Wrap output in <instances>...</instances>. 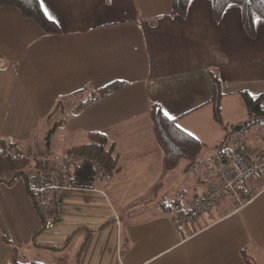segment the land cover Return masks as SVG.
<instances>
[{
  "label": "crops",
  "instance_id": "crops-1",
  "mask_svg": "<svg viewBox=\"0 0 264 264\" xmlns=\"http://www.w3.org/2000/svg\"><path fill=\"white\" fill-rule=\"evenodd\" d=\"M41 8L58 33L32 34L19 11L0 7V138L30 155L62 154L98 131L115 146L120 168L89 188L59 190L50 229H42L26 189L38 161L27 180L0 183V264H246L244 256L264 262V177L254 181L262 192L241 210L222 202L182 232L171 221L213 183L227 138L262 145L263 125L243 129L241 92L264 94V19L250 37L234 3L217 21L211 0H190L185 16L171 13V0H43ZM209 70L221 82L223 125L213 118ZM112 81L124 85L67 111L68 100ZM152 104L204 143L196 161L210 183L168 205L155 198L168 195L171 171L164 172ZM52 121L61 123L56 128L66 143L74 136L84 142L53 149L55 129L46 146Z\"/></svg>",
  "mask_w": 264,
  "mask_h": 264
},
{
  "label": "trees",
  "instance_id": "trees-1",
  "mask_svg": "<svg viewBox=\"0 0 264 264\" xmlns=\"http://www.w3.org/2000/svg\"><path fill=\"white\" fill-rule=\"evenodd\" d=\"M189 1L190 0H172L171 13L185 16ZM211 2L212 16L216 21L221 18L223 11L228 4H237L241 10L243 27L250 37L255 36V21L257 19H264V0H211ZM3 6L17 7L23 17H30L36 20L42 27L43 31L47 34H55L60 31L57 24L46 17L39 0H0V7ZM209 73L212 86V93L209 102L212 105L213 118L223 125L221 116V98L223 96L221 82L217 74L211 70H209ZM122 85H124V81H112L109 84L92 90L88 98L77 104L72 111L76 112L80 110L86 104L103 97ZM82 90L85 89H81L80 91ZM80 91H77V93ZM241 96L248 115V120L244 123L245 127L256 126L257 124L264 126V94L254 96L243 91L241 92ZM65 98L67 97H63L57 103L56 108L61 106L62 101ZM150 113L155 137L163 150L164 172H169L175 169L181 160H189L190 162L196 161L200 151L204 147V143L178 126L176 119L169 118L165 115L159 105L152 104ZM57 124L60 125L61 123H54L52 128L48 131L45 137L46 146L49 145L51 134L56 129V126H58ZM15 146L14 142L0 138V183L13 184L20 176H24L27 180V172L31 167V160L40 162L37 158H13L12 153L14 150L25 151L19 148L14 149ZM65 152L67 154L77 155L80 158L72 177L68 178L65 183L73 187L89 188L92 185L93 179L95 180L98 177L101 178L102 171H100V169H102L105 174L112 175L118 172L120 168L118 163V152L116 151L115 146L108 141V138L104 133L98 131L89 132L87 142L71 146ZM218 153H221V150ZM95 163L99 165V168L94 165ZM26 185L28 194L32 197L35 207L38 208L37 194L34 192L33 187L29 186V183H26ZM212 208L205 213H201L194 221H196L202 214L210 213ZM186 210L187 209L177 211L176 213H182ZM40 215V222L44 223L43 216L42 214ZM190 223H193V221L189 222L186 227ZM42 229H44L43 226ZM244 258L246 264H256L249 256H244Z\"/></svg>",
  "mask_w": 264,
  "mask_h": 264
},
{
  "label": "built area",
  "instance_id": "built-area-1",
  "mask_svg": "<svg viewBox=\"0 0 264 264\" xmlns=\"http://www.w3.org/2000/svg\"><path fill=\"white\" fill-rule=\"evenodd\" d=\"M262 145L253 146L243 138H227L221 145V153L214 160L213 171L216 177L207 190L193 200V205L182 213L172 216V223L177 231H183L189 222L194 221L201 213L209 211L222 201L232 202V210L238 211L249 204L263 190L255 184V180L264 177V131ZM34 172L33 189L37 194L39 218L42 214L44 223L41 227L50 229L57 219V209L54 199L64 187H73L67 179L72 177L80 158L73 154H54L42 152ZM27 151L14 150L12 157L21 159L30 157ZM97 168L99 165L94 164ZM102 171V176L107 179L109 174ZM183 195H180L182 197ZM42 219V218H41Z\"/></svg>",
  "mask_w": 264,
  "mask_h": 264
},
{
  "label": "rangeland",
  "instance_id": "rangeland-1",
  "mask_svg": "<svg viewBox=\"0 0 264 264\" xmlns=\"http://www.w3.org/2000/svg\"><path fill=\"white\" fill-rule=\"evenodd\" d=\"M171 2H172V0H171ZM13 7L16 9V11H19V9L17 7H15V6H13ZM25 18L29 20L28 23H29L32 34H36L39 31V28L42 30V27L37 23L36 20H34L33 18H30V17H25ZM87 97L88 96H78V97H74V98H71L70 100H68L66 102L67 111L74 108L77 104H79L81 101L85 100ZM59 119L60 118H58V116L55 118V120H59ZM43 123L46 124L47 121L43 122ZM43 123H41L39 125V128H38L39 132H42V130H43ZM49 125H52V123H50ZM248 128H250V127H244L243 129L246 130ZM251 129L252 128H250L249 130H251ZM81 137L82 136H74L69 141H67L68 143H66L65 141L62 140L61 131L58 132V128H56L55 134L53 136V138L55 139L54 145L56 148L53 147V149L61 150L62 148H58V147L71 146L73 144H79L81 142H84V141H82L83 139ZM51 139L52 138H50V140ZM14 149H16V148L14 147ZM62 154H64V153H62ZM198 164H201V165H198ZM169 176H170V178L165 179L167 181V187L169 188V191H165V192H168V195H165L163 198H158L157 196L155 197L156 199L162 201L163 204H165V205L169 204L168 201L170 199H173V198L178 199V195L180 193L183 196L184 195L187 196L188 194L197 192L200 189L201 184L203 182H205L206 184L210 183L209 178H208V174H207V171L205 170V166L203 165V162L198 163L197 161L190 162L189 160H181L179 165L170 172ZM102 179L108 181V179L106 177H102ZM169 183H170V185H169ZM163 191L164 190H162V192ZM158 193H159V191H158ZM226 201L230 203L229 200H225L222 202H226ZM137 207H138V205H137ZM128 215L133 220L137 219V214L132 215V213H130ZM124 218L122 219V223L125 222L124 220L127 219V215H124ZM238 233L240 236L241 235V229L238 230ZM124 238H125V241L128 239V237H126V236H124ZM180 250L181 249H179L177 252H179ZM176 253H173V254H176ZM166 256H169V255H166ZM263 258H264V256H263ZM256 260H257V264H264L263 260L260 257H257Z\"/></svg>",
  "mask_w": 264,
  "mask_h": 264
},
{
  "label": "snow or ice",
  "instance_id": "snow-or-ice-1",
  "mask_svg": "<svg viewBox=\"0 0 264 264\" xmlns=\"http://www.w3.org/2000/svg\"><path fill=\"white\" fill-rule=\"evenodd\" d=\"M41 7H43V0H42V3H41ZM228 7H229V8L232 7V4H228ZM45 12H46V14H47V9H45ZM165 115H167V113H165Z\"/></svg>",
  "mask_w": 264,
  "mask_h": 264
},
{
  "label": "water",
  "instance_id": "water-1",
  "mask_svg": "<svg viewBox=\"0 0 264 264\" xmlns=\"http://www.w3.org/2000/svg\"><path fill=\"white\" fill-rule=\"evenodd\" d=\"M240 128H241V125L235 126V130H237V131H239Z\"/></svg>",
  "mask_w": 264,
  "mask_h": 264
},
{
  "label": "bare ground",
  "instance_id": "bare-ground-1",
  "mask_svg": "<svg viewBox=\"0 0 264 264\" xmlns=\"http://www.w3.org/2000/svg\"><path fill=\"white\" fill-rule=\"evenodd\" d=\"M12 152V151H11ZM31 153V152H30ZM33 153V152H32ZM34 155V154H33ZM29 159V158H28ZM22 160H24V159H22ZM33 184V183H32ZM41 216V215H40ZM182 232V231H181Z\"/></svg>",
  "mask_w": 264,
  "mask_h": 264
}]
</instances>
